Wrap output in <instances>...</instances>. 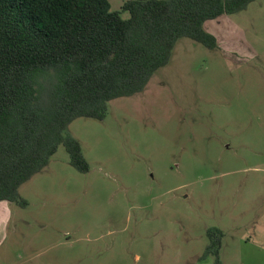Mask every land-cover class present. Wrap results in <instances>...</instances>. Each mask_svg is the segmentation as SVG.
Here are the masks:
<instances>
[{
	"label": "rangeland",
	"instance_id": "rangeland-1",
	"mask_svg": "<svg viewBox=\"0 0 264 264\" xmlns=\"http://www.w3.org/2000/svg\"><path fill=\"white\" fill-rule=\"evenodd\" d=\"M205 28L219 48L179 38L142 91L70 122L88 170L60 144L19 187L2 264H215L211 228L221 264H264V0Z\"/></svg>",
	"mask_w": 264,
	"mask_h": 264
},
{
	"label": "trees",
	"instance_id": "trees-1",
	"mask_svg": "<svg viewBox=\"0 0 264 264\" xmlns=\"http://www.w3.org/2000/svg\"><path fill=\"white\" fill-rule=\"evenodd\" d=\"M253 1L124 0L113 10L108 0H0V201L25 205L19 187L60 144L86 172L70 122L103 119L109 101L142 91L179 38L219 48L206 21ZM208 235L205 253L221 264L223 233Z\"/></svg>",
	"mask_w": 264,
	"mask_h": 264
},
{
	"label": "crops",
	"instance_id": "crops-1",
	"mask_svg": "<svg viewBox=\"0 0 264 264\" xmlns=\"http://www.w3.org/2000/svg\"><path fill=\"white\" fill-rule=\"evenodd\" d=\"M7 203H9V202H7V201H0V241L2 239V227H3V223L6 220V217H5L6 213H5V211H7V207H6V204ZM11 259H13V256H12ZM16 263H17V261H16V259H14L13 260V263H11V264H16ZM0 264H2V256H0Z\"/></svg>",
	"mask_w": 264,
	"mask_h": 264
}]
</instances>
